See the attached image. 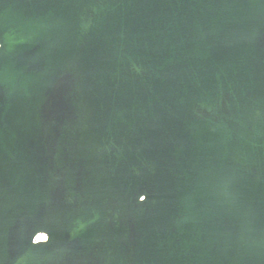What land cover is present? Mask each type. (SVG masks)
<instances>
[{
	"label": "water",
	"instance_id": "95a60500",
	"mask_svg": "<svg viewBox=\"0 0 264 264\" xmlns=\"http://www.w3.org/2000/svg\"><path fill=\"white\" fill-rule=\"evenodd\" d=\"M0 264H264V0H0Z\"/></svg>",
	"mask_w": 264,
	"mask_h": 264
},
{
	"label": "rangeland",
	"instance_id": "374dc122",
	"mask_svg": "<svg viewBox=\"0 0 264 264\" xmlns=\"http://www.w3.org/2000/svg\"><path fill=\"white\" fill-rule=\"evenodd\" d=\"M41 239H43V237H41Z\"/></svg>",
	"mask_w": 264,
	"mask_h": 264
}]
</instances>
